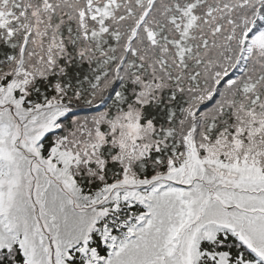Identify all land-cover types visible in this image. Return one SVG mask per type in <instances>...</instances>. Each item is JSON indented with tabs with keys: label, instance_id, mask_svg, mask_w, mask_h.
Instances as JSON below:
<instances>
[{
	"label": "snow or ice",
	"instance_id": "1",
	"mask_svg": "<svg viewBox=\"0 0 264 264\" xmlns=\"http://www.w3.org/2000/svg\"><path fill=\"white\" fill-rule=\"evenodd\" d=\"M0 264H264V0H0Z\"/></svg>",
	"mask_w": 264,
	"mask_h": 264
}]
</instances>
